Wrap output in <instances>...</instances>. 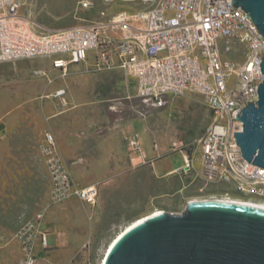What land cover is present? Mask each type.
Wrapping results in <instances>:
<instances>
[{"label":"built area","instance_id":"1","mask_svg":"<svg viewBox=\"0 0 264 264\" xmlns=\"http://www.w3.org/2000/svg\"><path fill=\"white\" fill-rule=\"evenodd\" d=\"M96 2L81 0L79 4L86 11L100 8L101 20L53 30L23 12L24 0H0V63L58 56L52 66L66 75L69 65H81L87 61L88 52L95 50L92 70L120 68L136 81L137 96L147 104L160 105L167 98L199 94L212 112L205 134L195 141L202 151L201 172L197 174L188 156L181 174H194V179L201 177L207 184L225 186L246 197L237 200L264 203V168L244 159L235 138V133L243 131L239 114L246 105L259 100L258 88L264 82L259 67L264 57V35L251 14L234 7L231 0ZM225 37L242 41L245 56L237 55L235 44L230 45L229 53H222ZM35 74L43 73L38 70ZM65 93L57 92L59 96ZM138 137L125 140L129 150L141 154L146 164ZM153 146L159 148L157 140ZM172 147L171 151L178 149L175 143ZM222 149H230L229 158H222ZM39 153L51 171L53 184L48 205L17 234L22 253L19 264H39L38 248H48L42 229L48 209L73 198L91 208L98 204V186L83 187L74 182L53 133L45 135ZM240 179L258 183V190L242 189ZM89 247L87 241L83 249Z\"/></svg>","mask_w":264,"mask_h":264},{"label":"rangeland","instance_id":"2","mask_svg":"<svg viewBox=\"0 0 264 264\" xmlns=\"http://www.w3.org/2000/svg\"><path fill=\"white\" fill-rule=\"evenodd\" d=\"M24 1L23 12L53 30L83 27L90 20H101L94 12L82 10L81 0ZM47 65L48 62L42 59L0 64V125L6 126L0 131V225L9 228L5 236L17 241L18 246V232L49 203L52 183L39 155V144L49 132L52 118L70 107L67 93L64 96L57 94L64 89L53 91L63 85V80L50 74ZM38 70H42V75L48 73L49 77L35 75L33 71ZM70 84L79 88L91 83L76 78ZM195 104V100L181 97L167 99L160 105L149 104L144 110L146 125L156 134H162L171 149L174 143L177 150L190 149L193 141L202 138L212 122L208 108ZM157 110L158 115L155 114ZM144 147L149 150L148 145ZM168 154H174L170 159L172 168L183 167L180 152ZM137 167L138 171L132 175L122 174L111 182L99 184L98 206L94 213L81 207L67 208L65 204L57 208L60 211L58 224L64 227L76 224L79 233H75V247L53 246L44 254L43 264H100L110 243L138 219L157 210L181 213L189 201L213 196L195 191L190 195L175 194L177 186L187 185V180L153 178L148 163ZM159 192L166 196L152 199V195ZM236 196L246 199L239 194ZM47 229H51V225ZM89 238L90 250L84 253L81 245ZM4 243L0 241V264H19L20 246L16 250L13 244H8L6 254L1 255V244Z\"/></svg>","mask_w":264,"mask_h":264},{"label":"crops","instance_id":"3","mask_svg":"<svg viewBox=\"0 0 264 264\" xmlns=\"http://www.w3.org/2000/svg\"><path fill=\"white\" fill-rule=\"evenodd\" d=\"M56 57L58 56L34 60L42 59V61L48 62L47 67L50 74H56L63 80V85L60 88L55 87L53 91L64 89L67 93L70 107L62 113H57L52 118L49 132L54 134L59 155L69 168L75 183L83 187L96 185L100 189L99 184L103 181L111 182L114 177L119 175H132L137 172V166L144 163V158L139 153H132L125 139L138 135L153 178L163 180L179 177L180 180H187V185L183 183V186H177L175 194L186 193L190 195L194 191L212 185L207 184L201 177L194 179V174L187 176L181 174L188 156L193 159L197 174L201 172L200 157L202 156V151L195 145V141H193L192 148L175 151L176 153L180 152L182 155L183 167H171L170 159L175 153L168 154L171 151L170 143L164 139L162 134H156V131L146 125L144 110L145 107H149V104L137 96L136 81L129 78L123 70L115 67L114 69L95 72L92 70V66L96 63L97 54L95 50H90L86 62L81 65H69L67 74L63 75L59 69H55L52 66ZM33 72L35 74V71ZM39 76L49 77L48 73L40 74ZM76 78L91 84L79 88L74 85L76 87L74 88L70 82ZM183 98L195 100V105L206 106L203 99L193 95V93H189ZM167 99L173 100L176 98ZM207 110L212 114L209 108ZM157 112L155 113L156 115L159 114L158 110ZM154 140L158 142V149L153 146ZM44 141L45 135L39 144V152L40 146ZM179 144L182 146L183 142ZM144 145H148L149 150H146ZM40 157L45 162V158ZM165 196L166 193H154L152 199ZM63 204L67 208L69 206L73 208L81 207L85 210L89 209L93 213L98 206L97 204L96 207L91 208L89 204L74 198L65 201ZM61 205L51 207L42 223V229L48 238V248L46 250L38 248L40 254L39 264H43V260L46 257L44 254L48 253L53 246L75 247V233H79V230L77 225L73 223L65 227L58 224L57 215L60 211L57 208ZM50 225L51 229H47ZM8 233L9 228L1 224L0 241L5 242L3 246L1 244L3 248V250L1 249V255L6 254L8 244H13L16 250L20 246L14 239L6 238L5 235ZM87 241H90V238L81 245V250L84 253L90 250V247L88 250L83 249ZM84 262L86 263L87 259Z\"/></svg>","mask_w":264,"mask_h":264},{"label":"water","instance_id":"4","mask_svg":"<svg viewBox=\"0 0 264 264\" xmlns=\"http://www.w3.org/2000/svg\"><path fill=\"white\" fill-rule=\"evenodd\" d=\"M264 35V0H231ZM264 73V57L261 63ZM235 133L244 159L264 168V82ZM6 128L0 125V131ZM102 264H264V208L228 200H191L181 213L163 211L124 230Z\"/></svg>","mask_w":264,"mask_h":264},{"label":"bare ground","instance_id":"5","mask_svg":"<svg viewBox=\"0 0 264 264\" xmlns=\"http://www.w3.org/2000/svg\"><path fill=\"white\" fill-rule=\"evenodd\" d=\"M232 44H235V50L238 51L237 52L238 56H245L246 47H243L242 41H236V37H225V45H223V52L222 53H229L230 52V45H232ZM262 60L263 59L259 60L260 70H262V67H261ZM222 156H223L222 158H229L230 157V149H222ZM47 171H48V174L50 176L51 183L53 184V177L51 175V171L50 170H47ZM240 186L242 189L258 190V183H249L248 179H240ZM229 201H231V200H229ZM231 202H233V203H244V204H249L250 206L264 208V203L249 202L248 200H246V201L236 200V201H231ZM160 212H161V210H157L153 214L160 213ZM147 217H144V218L142 217V218L138 219L137 221H135L134 223L129 225L126 229H123L121 231V233L124 232V230H127L130 226L136 224L137 222H139L141 220L146 219ZM115 239H114V241H115ZM111 244H112V242L110 243L109 247L111 246ZM109 247H108V249H109ZM108 249H106V252L108 251ZM106 252H105V255H106ZM105 255H104L103 259L105 258ZM102 260H101L100 264H102Z\"/></svg>","mask_w":264,"mask_h":264},{"label":"flooded vegetation","instance_id":"6","mask_svg":"<svg viewBox=\"0 0 264 264\" xmlns=\"http://www.w3.org/2000/svg\"><path fill=\"white\" fill-rule=\"evenodd\" d=\"M196 193H202L204 196H212L210 197L209 199H217V200H231V199H235V198H239V196H236L238 195L236 192L234 191H231V189H228L227 187L225 186H214V185H210V186H207L205 188H202L198 191H195ZM226 194L228 195V198H231V199H227V196ZM231 201H236V200H231ZM243 201H246V200H243Z\"/></svg>","mask_w":264,"mask_h":264},{"label":"trees","instance_id":"7","mask_svg":"<svg viewBox=\"0 0 264 264\" xmlns=\"http://www.w3.org/2000/svg\"><path fill=\"white\" fill-rule=\"evenodd\" d=\"M86 11V10H85ZM87 11H90V12H94V14H96V15H99L98 13H99V11H100V8H93L92 10H87Z\"/></svg>","mask_w":264,"mask_h":264}]
</instances>
